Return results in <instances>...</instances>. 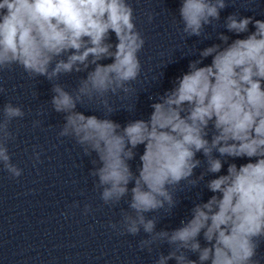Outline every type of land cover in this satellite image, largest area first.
Returning a JSON list of instances; mask_svg holds the SVG:
<instances>
[{
  "label": "clouds",
  "instance_id": "9594fccd",
  "mask_svg": "<svg viewBox=\"0 0 264 264\" xmlns=\"http://www.w3.org/2000/svg\"><path fill=\"white\" fill-rule=\"evenodd\" d=\"M228 6V0H181L179 20L173 23L185 39H209L206 27L215 28ZM153 19L147 13V22ZM223 27L237 37L247 35L229 42L218 32L222 43L200 51V59L191 61L189 70L151 104L147 120L121 126L107 118L116 111L109 96L124 99L135 93L132 83L141 75L139 53L146 43L129 0H0V72L18 66L29 79L43 76L50 82L87 73L71 91L52 83L51 108L64 114L57 138L72 139L91 158L88 174L104 205L127 204L120 220L109 222L112 230L133 237L143 231L147 238L138 247L148 253L153 246L168 245L167 255L160 252L154 264H261L256 257L264 242V20L234 12ZM209 57L211 62L203 64ZM107 59L112 62L101 63ZM6 91L0 86V94ZM86 102L101 107L104 118L76 110ZM25 115L11 101L0 108V166L13 179L23 169L12 162L8 145L19 133V128L12 130L13 122ZM41 123L34 120L32 126ZM140 145L144 151L134 173L129 161ZM38 147L33 146L30 157L34 166L42 162ZM221 158L247 162L229 163L226 174L208 180L213 195L194 202L190 218L179 227L157 231L159 218L147 214L163 210L172 215L179 186L195 188L207 174L221 173ZM202 164L204 171L193 178ZM70 207L78 208L79 202ZM92 211L84 205L85 215Z\"/></svg>",
  "mask_w": 264,
  "mask_h": 264
}]
</instances>
